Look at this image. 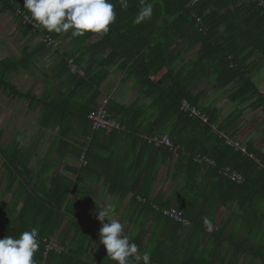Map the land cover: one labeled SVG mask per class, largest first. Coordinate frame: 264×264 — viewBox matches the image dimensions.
<instances>
[{
    "label": "trees",
    "instance_id": "1",
    "mask_svg": "<svg viewBox=\"0 0 264 264\" xmlns=\"http://www.w3.org/2000/svg\"><path fill=\"white\" fill-rule=\"evenodd\" d=\"M110 2L115 5L116 20L109 31L75 38L70 32L71 46L63 51L58 64L62 70L59 78L65 87L73 90L72 94L63 95L64 104L79 106V111L74 112L66 110L64 105V118H59V138H64L69 148L64 156L76 159L83 153L89 156V140L83 136L79 137L82 142L68 140L69 126L65 122L88 120V115L108 98L104 92L106 85L112 79L119 81L106 108L115 114L120 128L110 130L109 134L94 131V137L90 136L92 142L99 133L111 140L119 133L125 135L141 128L147 129L146 136L137 139L147 143L155 136L163 137L168 133L172 146H161L163 155H175L184 174L195 172L196 180L202 175L199 185L196 180L188 183L202 192L209 182V191H205L208 201L226 207L236 205L220 227L219 237L224 236L227 244L231 242L230 246L244 252L246 264H264L262 143L250 140L245 142L247 152L238 149L235 144L244 142L247 133H240L235 121L227 122L226 117H222L225 107L205 104V96L213 88L225 92L227 103H231L229 116L233 112L243 115L241 108L247 106L260 110L264 116V93L253 79L264 62V3L261 5L259 0H200L196 4L191 0H145L153 4V14L151 19L137 25L133 20L140 10L141 0H128L127 9L121 8L120 0ZM197 18H201L202 25H198ZM35 34L54 39L62 37L45 29L43 34ZM49 47L58 51L61 44ZM70 60L84 76L71 71ZM126 86H131L140 96L130 105L120 99ZM184 100L206 115L208 121L183 111ZM222 132L228 133V138L222 136ZM56 167L51 165L50 168L54 171ZM226 169L241 174L242 181L229 179ZM49 185L45 195L31 188H26L22 194L27 210L33 208V213L43 214L45 225L36 226L42 240L34 256L36 264H116L107 257L102 244L94 259H88L98 234L74 215L77 203L70 196L76 189L74 180L59 176L50 179ZM150 188L144 182L134 186V199L150 200ZM184 208L186 205H181L180 209ZM228 227L232 232L224 235ZM45 239L57 240L64 251L47 253ZM139 252L144 251L139 249ZM158 252L152 253L151 262L165 264L171 260L170 256L166 257L167 253L162 254L161 259L156 258Z\"/></svg>",
    "mask_w": 264,
    "mask_h": 264
},
{
    "label": "crops",
    "instance_id": "2",
    "mask_svg": "<svg viewBox=\"0 0 264 264\" xmlns=\"http://www.w3.org/2000/svg\"><path fill=\"white\" fill-rule=\"evenodd\" d=\"M21 10H26L24 0H0V239L8 235L18 238L24 231L45 225L42 213H33V208L27 210L22 194L26 188H31L45 195L50 189L49 180L61 176L74 180L76 189L70 194L77 203L74 214L96 234L102 227L95 214L96 199L103 206L104 198L109 197L115 202L117 217L126 225L124 231L130 241L151 255L159 251L158 259L167 253L166 257L170 256L171 260L165 264H246L244 252L230 246L231 242L227 244L224 236L219 237L220 227L236 205L226 207L208 201L205 191H209V182L201 192L188 183L196 180V173L184 174L175 155H163L160 147L137 139L146 136V128L139 136L131 134L133 130L125 135L119 133L111 140L97 133L92 142L91 123L86 119L79 123L70 120L65 122L69 126L66 138L82 142L79 137L83 136L89 140L90 154L83 153L87 164L81 160L82 156L79 159L64 156L69 148L65 139L59 138V118L65 108L79 111L78 105L64 104L63 95L72 94L73 90L65 87L59 78L62 70L58 64L64 56L63 51L71 46L68 38L71 31L57 39L61 44L57 51L44 45L43 36L36 35L21 22L17 16ZM260 68L253 74L257 85L261 81L259 76L262 79L264 75L260 72L264 68L263 61ZM118 82L112 79L106 85L107 97L114 96ZM259 88L264 93V89ZM139 98V92H133L131 86H126L120 95L127 105ZM247 109L242 110L243 115ZM262 115L260 110L250 109L248 116L244 115L247 119H242L254 126L246 140H263L261 150L264 152ZM130 127L135 129L132 124ZM17 137H21L22 142ZM51 165H57L54 171ZM201 179L202 175L196 185ZM141 182L146 187L151 186L148 201L141 197L134 199L132 188ZM179 199L183 202L179 203ZM181 205H186L183 209L186 224L174 222L157 210L159 207L180 208ZM205 216L213 222L211 232H205L202 222ZM225 230L224 235L232 232L231 227ZM37 240L41 242L38 236ZM99 245L97 235L87 255L89 260L94 259ZM134 261L143 262L142 258ZM150 264L157 263L150 261Z\"/></svg>",
    "mask_w": 264,
    "mask_h": 264
},
{
    "label": "clouds",
    "instance_id": "3",
    "mask_svg": "<svg viewBox=\"0 0 264 264\" xmlns=\"http://www.w3.org/2000/svg\"><path fill=\"white\" fill-rule=\"evenodd\" d=\"M122 9H127L128 0H120ZM24 8L30 12L37 26L49 33L83 37L87 33L106 34L116 20L115 5L110 0H24ZM153 4L141 0V7L133 20L140 24L151 19ZM17 140L22 142L21 137ZM96 218L102 227L99 230V243L104 246L107 257L116 264H133L141 259L150 264L151 253L139 252V246L126 235L125 223L115 213V202L105 197L103 206L97 202ZM105 220L108 222L106 223ZM203 224L207 231H213V222L205 216ZM38 229L24 231L18 238L8 235L0 239V264H36L34 256L39 249Z\"/></svg>",
    "mask_w": 264,
    "mask_h": 264
},
{
    "label": "built area",
    "instance_id": "4",
    "mask_svg": "<svg viewBox=\"0 0 264 264\" xmlns=\"http://www.w3.org/2000/svg\"><path fill=\"white\" fill-rule=\"evenodd\" d=\"M191 1H192V4H196L200 0H191ZM259 2L261 5L264 3L262 0H259ZM17 16L24 25L32 27L34 32H40L41 34H43L44 29L42 27L36 25L35 21H33L31 18V14L28 11H25V10L22 11L21 10V11L17 12ZM197 23H198V25H202L201 18H197ZM43 40L49 46H51V45H53L54 47L59 46V41L57 39L50 37L49 35L44 34ZM69 64L71 67V71L73 73H79L81 76H84V72L82 70H79L77 65L74 64L73 60H70ZM109 100H110L109 97L106 98L103 101L102 105L97 110L91 112L88 115V120L91 123L92 129L94 131L109 132L112 129L120 128V125L118 124V121H117L115 114L109 112L106 108ZM181 109L183 111H188L191 116H194V115L200 116V118L202 120H204L205 122L208 121V117L206 115L201 114V112L199 110L192 107L190 105V103L186 100L183 101ZM149 141L157 147H161V146L171 147L172 146V143H171V141L167 135L163 136V137L155 136V137L149 139ZM229 143L233 144L232 142H229ZM235 146L239 148L240 144L236 143ZM241 150L246 152L245 149H241ZM81 160L85 164H87V161H85V155L84 154L82 155ZM225 175L234 182L240 183L242 181V177L240 176V174H238L237 172H232L230 169H226ZM157 210H159L166 218H168L174 222L181 223V224L187 223L184 211L180 208H175V207H173V208H157ZM44 243H46V252L47 253L50 251H56V252L64 251L63 247L59 243H57L56 241H53V240L51 241V240L45 239ZM138 260H140V259H138Z\"/></svg>",
    "mask_w": 264,
    "mask_h": 264
},
{
    "label": "rangeland",
    "instance_id": "5",
    "mask_svg": "<svg viewBox=\"0 0 264 264\" xmlns=\"http://www.w3.org/2000/svg\"><path fill=\"white\" fill-rule=\"evenodd\" d=\"M260 72H262V74H263L264 68H262V70ZM263 79H264V75H263L262 79H261V76H259V80H261L262 83H261V81H259L258 86L261 87L262 89H264L262 87V86H264ZM227 101L228 100H227V97L225 96V92L224 91H217V90H215L213 88H211L209 94L205 96V104L206 105H214L215 107H220V108L222 106L225 107L224 110H226V112L224 111L222 117H224V118L226 117V121L227 122H229V121H235V126L237 125V127H238L237 129H239L240 133L242 132V133H247L248 134L252 130V128H254V126L252 127L251 125L247 124V122L244 121L243 119H247L244 115H247L248 116V114L250 112V109L248 108L243 116L242 115L240 116L239 113H236V112H233L229 116V113H230L229 111H230V105H231V103H229V102L227 103ZM247 107H242V110H244ZM256 114H258V112ZM263 119H264V116H263ZM260 125L261 124H259L258 125L259 128H257V129H259L258 130V133H260L262 131L260 129ZM263 125H264V123H263ZM142 132H143V128H141L140 130L138 129L136 132L131 133V134H135V135H138L139 136ZM221 135L224 136V137H226V138H228L227 136H229L228 133H226V132H222ZM246 139H247V136H246V138L243 139L244 142H242V141H241V143L239 142L240 147L239 148L237 147V148L240 149V150L241 149H245L246 152H247V148H246V143L245 142H249L251 139H248V140H246ZM229 142H231V141H229ZM261 142H263V140ZM240 176H241V174H240ZM183 192H185V194H186V190H184ZM183 192H182V196H185V194ZM182 202H183V200L182 199H179V203H182Z\"/></svg>",
    "mask_w": 264,
    "mask_h": 264
}]
</instances>
